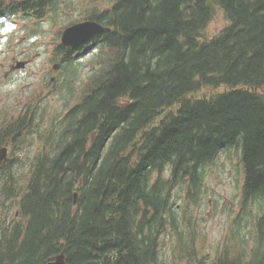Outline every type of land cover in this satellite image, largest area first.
<instances>
[{
    "label": "trees",
    "instance_id": "trees-1",
    "mask_svg": "<svg viewBox=\"0 0 264 264\" xmlns=\"http://www.w3.org/2000/svg\"><path fill=\"white\" fill-rule=\"evenodd\" d=\"M216 10L226 25L208 37ZM0 18L26 39L43 22L56 37L106 28L78 49L53 41L68 93L93 52L70 108L36 102L0 121V264H264V0H0ZM232 150L240 198L209 258L196 226Z\"/></svg>",
    "mask_w": 264,
    "mask_h": 264
},
{
    "label": "rangeland",
    "instance_id": "rangeland-1",
    "mask_svg": "<svg viewBox=\"0 0 264 264\" xmlns=\"http://www.w3.org/2000/svg\"><path fill=\"white\" fill-rule=\"evenodd\" d=\"M81 11V8H77L64 15L62 19L65 17L75 19ZM225 25L223 13L216 10L205 34L212 37ZM23 26L24 23L0 18V121H3L2 123L6 122L3 117H17L28 105L36 102L40 107L45 106L46 116L63 114L77 101L82 85L91 72L89 59L92 50L77 59L76 80H72L73 90L70 93L64 87L61 88L60 81H56L53 87L54 79H61L64 75L61 69L54 70L52 65L56 62L50 61L53 41L57 40V43H60V37L55 36L56 29L50 22H43L42 32L32 39H26V32H22ZM18 60L26 61V65L9 72V68ZM51 78L53 82L49 81ZM8 158H11L10 148ZM241 175L238 150H232L228 156H221L208 173L205 202L200 208L202 213L199 214L196 230L199 236L197 245L201 252L208 253L209 258L214 255L228 232L230 218L227 213L237 205L240 198Z\"/></svg>",
    "mask_w": 264,
    "mask_h": 264
},
{
    "label": "water",
    "instance_id": "water-1",
    "mask_svg": "<svg viewBox=\"0 0 264 264\" xmlns=\"http://www.w3.org/2000/svg\"><path fill=\"white\" fill-rule=\"evenodd\" d=\"M106 28L102 26L100 23L95 21H83L76 24H73L66 29L63 30L60 43L64 47L76 49L82 46L85 42L92 39L94 36L101 34L104 32ZM26 62L17 61L14 66H12L11 70L21 69L25 66ZM54 68H57V65H54ZM7 157V148H0V164ZM77 201V194H74V204ZM47 264H67L63 253L57 255L53 260L48 262Z\"/></svg>",
    "mask_w": 264,
    "mask_h": 264
}]
</instances>
